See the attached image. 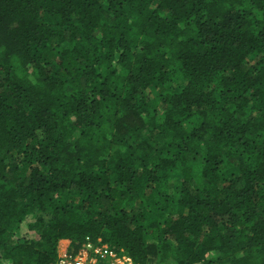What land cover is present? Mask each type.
I'll use <instances>...</instances> for the list:
<instances>
[{
    "label": "trees",
    "instance_id": "trees-1",
    "mask_svg": "<svg viewBox=\"0 0 264 264\" xmlns=\"http://www.w3.org/2000/svg\"><path fill=\"white\" fill-rule=\"evenodd\" d=\"M85 236L264 264V0H0V264Z\"/></svg>",
    "mask_w": 264,
    "mask_h": 264
},
{
    "label": "built area",
    "instance_id": "built-area-1",
    "mask_svg": "<svg viewBox=\"0 0 264 264\" xmlns=\"http://www.w3.org/2000/svg\"><path fill=\"white\" fill-rule=\"evenodd\" d=\"M55 264H135L130 257L110 248L100 239L85 236L75 250L57 247Z\"/></svg>",
    "mask_w": 264,
    "mask_h": 264
},
{
    "label": "rangeland",
    "instance_id": "rangeland-1",
    "mask_svg": "<svg viewBox=\"0 0 264 264\" xmlns=\"http://www.w3.org/2000/svg\"><path fill=\"white\" fill-rule=\"evenodd\" d=\"M59 242H61V243H58V245L60 244V246L62 247V246H65V243H66L67 241H66L65 243H63V244H62V240L59 241ZM69 244H70V241L68 240V244H67V245H69Z\"/></svg>",
    "mask_w": 264,
    "mask_h": 264
},
{
    "label": "crops",
    "instance_id": "crops-1",
    "mask_svg": "<svg viewBox=\"0 0 264 264\" xmlns=\"http://www.w3.org/2000/svg\"><path fill=\"white\" fill-rule=\"evenodd\" d=\"M67 241V242H66ZM66 242V243H65ZM59 243H61V242H59ZM63 243H65V246H67V244H68V240L67 239H62V244Z\"/></svg>",
    "mask_w": 264,
    "mask_h": 264
}]
</instances>
